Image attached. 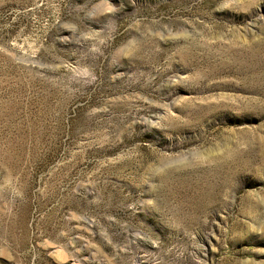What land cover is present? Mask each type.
<instances>
[{
    "label": "rangeland",
    "instance_id": "rangeland-1",
    "mask_svg": "<svg viewBox=\"0 0 264 264\" xmlns=\"http://www.w3.org/2000/svg\"><path fill=\"white\" fill-rule=\"evenodd\" d=\"M0 264H264V0H0Z\"/></svg>",
    "mask_w": 264,
    "mask_h": 264
}]
</instances>
